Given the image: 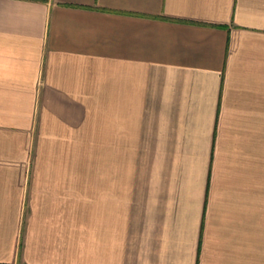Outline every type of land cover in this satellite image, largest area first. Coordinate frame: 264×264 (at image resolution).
I'll use <instances>...</instances> for the list:
<instances>
[{"label":"crops","instance_id":"crops-1","mask_svg":"<svg viewBox=\"0 0 264 264\" xmlns=\"http://www.w3.org/2000/svg\"><path fill=\"white\" fill-rule=\"evenodd\" d=\"M0 264H264V0H0Z\"/></svg>","mask_w":264,"mask_h":264}]
</instances>
